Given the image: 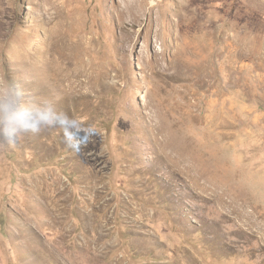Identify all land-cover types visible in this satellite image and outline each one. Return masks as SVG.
Returning a JSON list of instances; mask_svg holds the SVG:
<instances>
[{
	"label": "rangeland",
	"instance_id": "rangeland-1",
	"mask_svg": "<svg viewBox=\"0 0 264 264\" xmlns=\"http://www.w3.org/2000/svg\"><path fill=\"white\" fill-rule=\"evenodd\" d=\"M12 85L0 264H264V0H0Z\"/></svg>",
	"mask_w": 264,
	"mask_h": 264
},
{
	"label": "clouds",
	"instance_id": "clouds-1",
	"mask_svg": "<svg viewBox=\"0 0 264 264\" xmlns=\"http://www.w3.org/2000/svg\"><path fill=\"white\" fill-rule=\"evenodd\" d=\"M21 96L15 85L6 94L0 93V135L9 143L15 142L21 133H40L64 121L65 114L51 104L25 106L21 103Z\"/></svg>",
	"mask_w": 264,
	"mask_h": 264
},
{
	"label": "bare ground",
	"instance_id": "bare-ground-1",
	"mask_svg": "<svg viewBox=\"0 0 264 264\" xmlns=\"http://www.w3.org/2000/svg\"><path fill=\"white\" fill-rule=\"evenodd\" d=\"M152 13V12H151ZM213 53V52H212ZM155 126V125H154ZM155 138V136H153ZM157 138V137H156ZM155 140V139H154ZM163 141V140H162ZM234 200V199H233ZM233 202V201H232ZM243 204V203H242ZM239 205V204H237ZM244 205V204H243ZM242 206V205H241ZM240 207V206H239ZM247 207V206H246ZM244 210V209H243ZM241 212V211H240ZM248 212V211H247ZM251 213V212H250ZM250 216V215H249ZM248 217V216H247ZM252 217V216H251ZM252 222V221H251Z\"/></svg>",
	"mask_w": 264,
	"mask_h": 264
}]
</instances>
